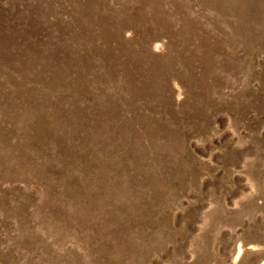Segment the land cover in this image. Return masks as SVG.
<instances>
[{
	"label": "rangeland",
	"instance_id": "obj_1",
	"mask_svg": "<svg viewBox=\"0 0 264 264\" xmlns=\"http://www.w3.org/2000/svg\"><path fill=\"white\" fill-rule=\"evenodd\" d=\"M0 264H264V0H0Z\"/></svg>",
	"mask_w": 264,
	"mask_h": 264
}]
</instances>
